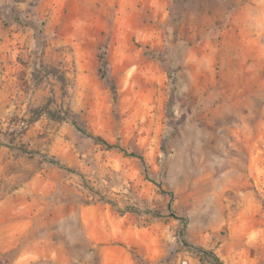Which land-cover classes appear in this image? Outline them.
Returning <instances> with one entry per match:
<instances>
[{
  "label": "rangeland",
  "instance_id": "374dc122",
  "mask_svg": "<svg viewBox=\"0 0 264 264\" xmlns=\"http://www.w3.org/2000/svg\"><path fill=\"white\" fill-rule=\"evenodd\" d=\"M178 218L264 264V0H0V264H208Z\"/></svg>",
  "mask_w": 264,
  "mask_h": 264
},
{
  "label": "trees",
  "instance_id": "16d2710c",
  "mask_svg": "<svg viewBox=\"0 0 264 264\" xmlns=\"http://www.w3.org/2000/svg\"><path fill=\"white\" fill-rule=\"evenodd\" d=\"M47 75H52L51 72H48ZM170 79V82H171V85L173 86L174 85V80H173V77L170 76L169 77ZM64 120H68L71 125L74 127V129L80 133L82 136H84L85 138L97 143V144H100L102 145L106 150H117V151H120V152H123L126 154V152H124L119 146L117 145H114V144H110L108 143L107 141H105L104 139H102L101 137L99 136H96L94 135L92 132L82 128L79 123L77 122L76 119L74 118H70L69 116H67V114H65V118ZM8 148H11V149H14V150H18L21 154H26V155H30V156H39L38 154H34L32 152H26L25 150L23 149H16V148H12V146H7ZM162 151H164L162 149ZM128 157H131V158H134L138 161H140L142 167L144 169H146V165L144 163V160L142 157L138 156L137 154L135 153H130V154H126ZM40 158H42L44 161H46L47 163H49L50 165H53V166H56L60 169H63V170H66L67 172L69 173H75L74 171L72 170H69L67 168H65L64 166H62L57 160H55V158L51 157V158H48L46 156H39ZM159 190L161 191L162 194L164 195H167L169 196L170 198H173V195L171 193H168V192H165L164 190H162L161 186H158ZM110 205L114 208V209H118L116 206H114L113 204L110 203ZM168 210L169 212L171 213V208L170 206H168ZM125 212H128V210H125V211H120L118 210V213L120 214H124ZM150 215H154V217H157L159 218V214H155V213H151V212H148ZM171 217H175V215L173 213L170 214ZM179 221L182 222L183 224V227H182V232L180 234V241L182 243V245L187 249L189 250L190 252H192L194 255H196L200 261L202 262H206L208 264H223V262L219 259V257H217V255L210 251V250H206L202 247H199L195 244H192L190 242L187 241L186 239V236H185V227H186V224H187V220L185 218H178Z\"/></svg>",
  "mask_w": 264,
  "mask_h": 264
}]
</instances>
